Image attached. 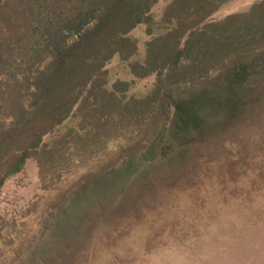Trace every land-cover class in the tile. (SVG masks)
Listing matches in <instances>:
<instances>
[{
	"label": "rangeland",
	"instance_id": "1",
	"mask_svg": "<svg viewBox=\"0 0 264 264\" xmlns=\"http://www.w3.org/2000/svg\"><path fill=\"white\" fill-rule=\"evenodd\" d=\"M169 1L153 8L154 22ZM262 1H229L203 24L239 15L252 27L264 6L248 12ZM144 27L133 32L140 55ZM106 71V96L89 97L58 135L54 126L33 148L37 74L0 85V178L18 169L0 189V264H264V106L184 151L181 165L122 177L121 153L152 133L118 99L134 107L156 82L134 78L117 58ZM69 129L77 137L64 146Z\"/></svg>",
	"mask_w": 264,
	"mask_h": 264
},
{
	"label": "trees",
	"instance_id": "2",
	"mask_svg": "<svg viewBox=\"0 0 264 264\" xmlns=\"http://www.w3.org/2000/svg\"><path fill=\"white\" fill-rule=\"evenodd\" d=\"M159 1L0 0V85H18L30 70L38 77L40 118L27 132L30 148L54 126L58 135L89 97L106 96V67L115 58L134 78L154 76L156 82L148 98L134 107L133 101L118 99L120 110L152 133L121 153L116 163L122 177H132L134 169L148 170V165L156 170L167 163L181 165L184 151L261 114L264 10L257 15L255 9L264 0L248 12L257 15L252 27L239 15L203 24L232 0H170L160 22H154ZM141 26L149 38L143 55L133 36ZM77 133L67 130L62 145ZM52 157L42 155L46 163ZM16 171L0 178V189Z\"/></svg>",
	"mask_w": 264,
	"mask_h": 264
}]
</instances>
